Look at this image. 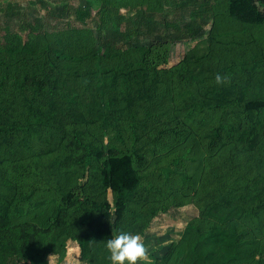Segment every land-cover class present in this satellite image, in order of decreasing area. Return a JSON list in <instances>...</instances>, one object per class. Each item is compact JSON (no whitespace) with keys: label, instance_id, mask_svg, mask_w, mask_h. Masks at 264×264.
<instances>
[{"label":"trees","instance_id":"16d2710c","mask_svg":"<svg viewBox=\"0 0 264 264\" xmlns=\"http://www.w3.org/2000/svg\"><path fill=\"white\" fill-rule=\"evenodd\" d=\"M135 1L144 3L128 2ZM229 15L238 30L192 40L176 64L147 66L146 46L81 55L56 44L0 48V264H53L52 256L65 264L69 242L79 264H110L106 241L120 231L146 241L157 219L185 208L197 184L193 164L203 167L208 156L216 158L215 186L199 218L156 264H264V188L241 168L243 157L254 160L264 132V53L257 51L264 10L231 0ZM150 129L162 143L205 141L197 156L188 150L174 158V192L140 171ZM93 130L112 132L114 144L95 139ZM46 136L58 149L37 152ZM17 161L22 179L37 182L25 195L17 190ZM68 176L78 183L64 186ZM41 184L49 191L36 200Z\"/></svg>","mask_w":264,"mask_h":264},{"label":"rangeland","instance_id":"374dc122","mask_svg":"<svg viewBox=\"0 0 264 264\" xmlns=\"http://www.w3.org/2000/svg\"><path fill=\"white\" fill-rule=\"evenodd\" d=\"M128 1L132 0H0V48L20 50L24 44L31 47L56 44L68 54L81 55L107 54L127 47L146 46L149 52L144 62L153 67L159 63L168 65L181 61L193 47L192 40L198 41L213 31L225 32L241 27L229 15L231 0H144L141 5L138 1L134 5ZM249 1L260 11L264 10V0ZM130 5L132 7L129 8ZM257 51L264 53V47L261 45ZM180 91L176 90L174 94ZM154 122L153 128H159V124ZM150 130L143 140L146 161L140 171L170 193L179 188L178 179L172 171H168L177 170L173 165L174 158H181L188 150H191L192 157L197 156L205 151V141L196 137L173 143L174 139L169 137V144L162 143L153 139L155 134ZM93 132L94 138L107 146L114 144L112 132ZM124 138L129 148L132 139L130 136ZM44 145L53 151L58 149L57 139L50 136L42 140L37 152ZM242 160L241 168L249 182L259 178V188H264V132L255 148L254 160L250 163L245 157ZM214 161L216 158L208 156L203 167L194 163L195 174L188 169L197 179L195 191L184 198V209L172 210L152 224L148 239L143 242L147 249L143 264H156V260L168 252L172 242L179 238L187 225L199 218L206 194L215 186V178L210 173V164ZM18 162H15V173L20 178L17 190L25 195L32 191L31 185L37 186V182L36 179H22L24 174ZM179 168H183L182 165ZM66 178L68 182L63 183L64 186L77 184L79 177ZM220 178L227 184H234L225 171H221ZM48 191L41 184L34 191V198L43 199ZM68 246L70 255L65 264H79V249L72 242ZM50 258L56 264L57 259ZM19 264L30 263L21 261Z\"/></svg>","mask_w":264,"mask_h":264},{"label":"clouds","instance_id":"9594fccd","mask_svg":"<svg viewBox=\"0 0 264 264\" xmlns=\"http://www.w3.org/2000/svg\"><path fill=\"white\" fill-rule=\"evenodd\" d=\"M217 83L221 82L219 76ZM110 264H143L147 249L138 234L120 231L105 243Z\"/></svg>","mask_w":264,"mask_h":264}]
</instances>
